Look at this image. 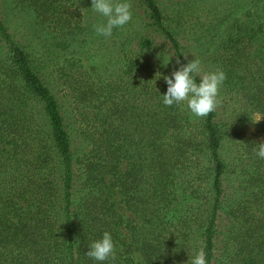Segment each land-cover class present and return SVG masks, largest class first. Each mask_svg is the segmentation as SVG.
<instances>
[{"label":"trees","instance_id":"1","mask_svg":"<svg viewBox=\"0 0 264 264\" xmlns=\"http://www.w3.org/2000/svg\"><path fill=\"white\" fill-rule=\"evenodd\" d=\"M223 1L236 4L204 25L224 33L220 44L198 50L226 74V110L206 117L162 96L163 77L191 61L193 3L172 16L176 2L135 0L141 28L116 64L65 56L88 33L83 10V25L54 11L70 25L56 21L48 45L24 41L0 5V264H190L200 249L207 264H264V141L236 129L264 115V0ZM35 7L45 24L50 10ZM63 78L70 109L56 93ZM228 143L242 146L232 162ZM104 232L116 255L101 262L85 253Z\"/></svg>","mask_w":264,"mask_h":264},{"label":"rangeland","instance_id":"2","mask_svg":"<svg viewBox=\"0 0 264 264\" xmlns=\"http://www.w3.org/2000/svg\"><path fill=\"white\" fill-rule=\"evenodd\" d=\"M161 5H172V3L176 2V6H168L167 12L168 14L174 16L175 14V7L182 8L185 7L184 3H193L194 6L192 8L193 15L189 16V18L193 19L194 26L197 29V34L193 33L191 35L192 40L190 41V34H185V40L184 42L188 44H193V47L190 49L189 54H187V57L191 60L194 59V56L199 58L202 62V66L205 69V71H212V66L208 64V62L205 61V58L202 56L203 54L201 52V47L203 45L213 46L216 44H220L221 36L224 35L222 32L221 34H217L216 30L213 32H210L209 30H206V26H204L206 23L215 21V24L219 25L218 20L220 19L223 14L225 13L226 9L232 8L236 3L228 1L224 2L223 0H158ZM131 3V12H132V19L129 23L124 25L122 28H114L111 37H105L103 35H99L96 33L94 29L95 24H102L106 22V18L100 15L99 13L94 12L92 7V0H0V5L2 10L5 12V15L11 19L12 25L15 27L18 35L25 41L29 38V35L32 39V42H43L48 43V45L53 44L56 42L54 31L51 27L56 26V21L58 23H62V25H65L66 27L70 25L63 17L56 18L53 16V12L56 11V13H62L63 16L69 17L71 19V23L73 25H83V21L81 20V12L84 11V17H85V24L88 27V33H83L78 35L79 39L77 42H74V46L67 48V51L72 50L76 46V51L74 54H65L67 51L65 50H59L60 53L65 54L66 57H73L85 59L86 57H89L91 61L95 59L96 61H110L111 58L112 63L116 64L118 62V56L122 55L123 49H126V46L128 43H126V46L123 45V41L126 40V34H134L137 29L141 28L140 23L138 22V18L141 15L142 9L138 8L135 9V0H129ZM34 4V5H33ZM36 5H45V10L47 12L46 16V22L43 25L38 24V21L36 19ZM57 5V6H56ZM56 6V10L54 7ZM43 9V7L41 8ZM134 9V10H133ZM213 10V14H210V10ZM134 11L137 13L134 15ZM220 12L215 17V13ZM69 19V20H70ZM27 25V27H25ZM44 29L42 32L41 30ZM228 31V30H227ZM29 33V35H28ZM32 33L35 34V37ZM192 33V32H190ZM40 34L41 36H39ZM54 34V35H53ZM62 38V37H60ZM200 39V43L197 44V40ZM160 39H157V43H159ZM68 43H71L72 40L69 39L67 41ZM111 45H116L120 47V51H118L117 54L112 53V47ZM156 49V56L162 57L165 67H168L169 69H173L175 67V61L174 57L170 51V47L166 46L163 47L162 45H157ZM200 47V52H199ZM38 50V49H37ZM41 51V50H39ZM64 51V52H63ZM41 55H44L42 52H40ZM50 56V55H48ZM53 57V56H51ZM102 65V64H99ZM179 67V66H178ZM62 83V86L59 87L58 90H56V93L58 96L62 99L63 103L65 104V107L69 108V98L72 96V90L70 88L71 84L67 83L65 84V78L60 81V79L57 81V83ZM65 89H64V88ZM223 89H220L219 94V100L220 104L218 106V110L222 112V116H224L225 112V95L223 93ZM241 96V95H240ZM74 99V97L72 96ZM70 109V108H69ZM72 110V108H71ZM256 118V114H252V117L250 120H246V122L243 123V125H240L237 123V130L238 133H240L244 138L253 139L257 141H264V129L261 126V121L258 123H253ZM241 139V138H240ZM240 144L237 143L231 145V143H228L226 148V157L231 160V162L234 159V155L236 153V150L241 148ZM130 215V213H127Z\"/></svg>","mask_w":264,"mask_h":264},{"label":"clouds","instance_id":"3","mask_svg":"<svg viewBox=\"0 0 264 264\" xmlns=\"http://www.w3.org/2000/svg\"><path fill=\"white\" fill-rule=\"evenodd\" d=\"M131 7L129 0H92L91 9L106 18L105 23L94 25L96 33L111 37L114 28H122L131 21ZM197 77H199L198 83ZM163 79L167 84V91L162 95L165 106L186 103L194 116L206 117L220 104L219 94L226 74L219 68L205 71L201 60L194 56L193 60ZM262 119L264 115L256 114L252 122L258 123ZM256 145V155L264 159V143ZM88 249L85 255L96 261H106L110 257L115 259V244L109 232H104L102 239L91 243ZM133 260L139 261V254H136ZM190 264H207L205 251L200 249L191 259Z\"/></svg>","mask_w":264,"mask_h":264}]
</instances>
